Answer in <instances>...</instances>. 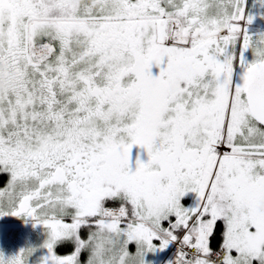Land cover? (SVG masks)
<instances>
[{"label": "snow or ice", "instance_id": "6c2138e0", "mask_svg": "<svg viewBox=\"0 0 264 264\" xmlns=\"http://www.w3.org/2000/svg\"><path fill=\"white\" fill-rule=\"evenodd\" d=\"M245 19V0H0V216L45 227L43 264L170 245L167 264H264V35Z\"/></svg>", "mask_w": 264, "mask_h": 264}, {"label": "flooded vegetation", "instance_id": "af4514ba", "mask_svg": "<svg viewBox=\"0 0 264 264\" xmlns=\"http://www.w3.org/2000/svg\"><path fill=\"white\" fill-rule=\"evenodd\" d=\"M243 71H244L243 68H240V67L235 68V71H234V74L232 77V80L234 81V83H236V84L242 83ZM137 160H139L141 162H146L147 153H146V150L143 149L141 146L134 145L131 148L130 154H129V166L132 170L135 169ZM7 179H8V177L6 175H0V188H2L5 185ZM17 221H19V219H17ZM8 222L14 223V219L13 218L9 219ZM6 226H8V227H12V226L13 227H15V226L22 227L20 225H12V224H8ZM33 227L34 228H32V229L30 228L26 231V233L23 236L22 241L18 240L17 246H16L17 241L15 240V229H7L5 231V234L0 236V243H2V245H0V250L4 254V257H2L0 264H6V262L9 259L14 258L18 254H21L22 252H26L28 250V247H29L28 245L30 244V242H32L33 239L38 235L37 233H40L41 231H44V230L46 231V229L43 225H42V228L38 227V225H36V224H34ZM18 231H25V229H18ZM9 232H14V235L10 234ZM6 233H7V235H6ZM47 238H48V236L44 240V244H45V241L47 240ZM15 248H16V251H15ZM42 248H45V247L42 246ZM12 249L15 251V253L10 254V250H12ZM130 249L132 251L135 250L134 246H130ZM62 251L63 250H62L61 244H57L54 247V253L57 255L68 254L71 251V249L69 251H65L63 253H62ZM46 254H48V251L46 252ZM28 255H26L24 257L25 264H43V261L48 256V255L46 257L40 256V259L34 260L31 257H29ZM173 255L174 254H173V250H172V245H170L168 248H165L163 251L157 250L154 252H150V254H147L148 264H167V262L171 261V259L173 258Z\"/></svg>", "mask_w": 264, "mask_h": 264}, {"label": "rangeland", "instance_id": "374dc122", "mask_svg": "<svg viewBox=\"0 0 264 264\" xmlns=\"http://www.w3.org/2000/svg\"><path fill=\"white\" fill-rule=\"evenodd\" d=\"M251 16L252 20L251 22H248L247 17ZM245 17L246 19L241 22V27L246 31L247 34H249L253 39H256L257 37L264 35V0H245ZM245 56L247 60L250 62L254 59L253 53L251 50L247 51L245 53ZM239 68V66H237ZM241 68V67H240ZM233 81V80H232ZM233 84L235 85L236 83ZM4 187V186H3ZM2 187V188H3ZM188 201L185 200V203ZM14 219V223L8 222L9 219ZM19 219V221H17ZM7 220V221H6ZM6 221V222H5ZM12 224V225H20L15 227H8L6 225ZM36 224L38 227L42 228V224H38L34 222L31 218L27 217H17L12 215H2L0 216V236L5 234V231L7 229H15V240L16 246L18 244V240L22 241L24 234L28 229L34 228L33 225ZM30 225V226H29ZM18 229H25V231H18ZM10 234L14 235V232H9ZM38 235L33 239L32 242L28 245V250L31 249L30 254L28 255L34 260L40 259V256H47L46 252L48 251L47 248H42L44 245V240L47 237V231H41L40 233H37ZM7 235V233H6ZM18 238V239H17ZM2 245V243H0ZM62 253L65 251H69L70 248L63 247L62 246ZM131 250V249H130ZM16 251V248H15ZM15 251L12 249L10 250V254L15 253ZM147 254H150V252H146L144 255V261L145 264H148ZM4 257L3 252L0 250V261Z\"/></svg>", "mask_w": 264, "mask_h": 264}, {"label": "trees", "instance_id": "16d2710c", "mask_svg": "<svg viewBox=\"0 0 264 264\" xmlns=\"http://www.w3.org/2000/svg\"><path fill=\"white\" fill-rule=\"evenodd\" d=\"M219 243V234L217 233L216 238L213 240V247H215Z\"/></svg>", "mask_w": 264, "mask_h": 264}, {"label": "built area", "instance_id": "2783aa9c", "mask_svg": "<svg viewBox=\"0 0 264 264\" xmlns=\"http://www.w3.org/2000/svg\"><path fill=\"white\" fill-rule=\"evenodd\" d=\"M173 254L175 253V245H172Z\"/></svg>", "mask_w": 264, "mask_h": 264}, {"label": "clouds", "instance_id": "9594fccd", "mask_svg": "<svg viewBox=\"0 0 264 264\" xmlns=\"http://www.w3.org/2000/svg\"><path fill=\"white\" fill-rule=\"evenodd\" d=\"M80 2H82V0H80Z\"/></svg>", "mask_w": 264, "mask_h": 264}]
</instances>
